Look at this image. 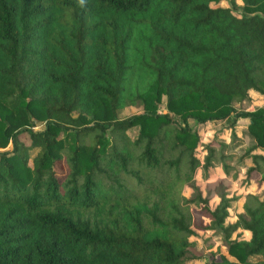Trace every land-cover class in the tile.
Here are the masks:
<instances>
[{
    "label": "trees",
    "instance_id": "1",
    "mask_svg": "<svg viewBox=\"0 0 264 264\" xmlns=\"http://www.w3.org/2000/svg\"><path fill=\"white\" fill-rule=\"evenodd\" d=\"M218 1L0 0V264H187L196 230L206 264H264V196L195 178L205 124L247 118L264 187V105L235 107L264 98V0Z\"/></svg>",
    "mask_w": 264,
    "mask_h": 264
},
{
    "label": "rangeland",
    "instance_id": "2",
    "mask_svg": "<svg viewBox=\"0 0 264 264\" xmlns=\"http://www.w3.org/2000/svg\"><path fill=\"white\" fill-rule=\"evenodd\" d=\"M237 6H240V2L236 3ZM232 7L230 0H219L218 2H212V7ZM233 11L236 14H241L242 10L240 7H233ZM250 103H235V107L237 109H241V110H246L250 107ZM159 107V111L160 112H166L165 109V99L158 105ZM252 107V106H251ZM142 110V107L139 103L132 105V106H127L124 107L122 110H120L119 112V117L123 118L126 116H129L131 114H135L138 113ZM190 124L191 126H193V128L196 127L197 123L194 120H190ZM227 123L225 122H221V123H217L215 126H210L207 125V123L205 124L204 127V132L206 133L203 134L202 136V140L200 142V149H199V159L201 163L205 162L206 157L210 156V149L214 150L211 153V164L210 166H208L209 168L212 169V171H215V174H212L210 176V179L207 180V182H203V187L204 190L208 191V193L210 194V198L212 203L215 201L214 198V188L217 184L219 183H223L225 186H231L232 191L235 193V195H239L243 192H245L246 188L245 186L242 184V180H243V174L240 173V175L237 178H232L230 179L228 176V178H224L223 177V172L221 170L220 167V163H222L223 158L222 156H226L224 155V153L222 152H228V154H232L234 155V157L236 158V160H234L233 163H231L232 166H235L236 168H240V166L243 168L244 172L251 167L252 165V161L250 158H245L243 159V163H241V165L238 164L239 161V157H241L243 154H245L247 148H249L252 144H253V139L251 137H249V139L247 138H242V134L240 136V140L241 142L234 144L231 141V139L229 140L227 138L228 135H224L222 134L223 129H225ZM207 125V126H206ZM35 130H41L43 129V123L42 122H36L35 126H34ZM137 132V127L132 128L128 131V134L133 137ZM208 132V133H207ZM228 134V133H227ZM228 142V143H226ZM214 143V145L212 144ZM221 143H225L227 146H232L230 147H221L218 146L217 144H221ZM212 144V145H211ZM237 145V146H236ZM10 148V147H8ZM232 152V153H230ZM35 151L32 152V155H34ZM228 164V163H227ZM207 167V168H208ZM58 168L61 170L62 167L60 165H58ZM207 168L205 169H201L199 171H197L196 173V181H204V173L207 170ZM251 192H254L256 195H258L259 197H263L264 196V187L262 188H257L256 185H251L249 188ZM239 204H233L231 212H232V217L234 219L235 215L240 211V208L238 207ZM240 206V205H239ZM193 216L194 219L197 220L200 218V213L193 209ZM191 241L193 242V246L191 247V250L196 254V259L187 262V264H206L207 262H209L212 258L211 252H216V250H219L221 253H226L225 250V243L222 240V233L220 231L217 230H196L195 235H193V237L191 238ZM260 256H253L251 258V262L256 261L258 259H260Z\"/></svg>",
    "mask_w": 264,
    "mask_h": 264
},
{
    "label": "crops",
    "instance_id": "3",
    "mask_svg": "<svg viewBox=\"0 0 264 264\" xmlns=\"http://www.w3.org/2000/svg\"><path fill=\"white\" fill-rule=\"evenodd\" d=\"M250 95H251V97H252V100L250 101V102H246V103H250V105L252 106H250L248 109H246V110H252V109H254V108H256V107H258V106H262V105H264V98H262L260 95H258L256 92H254V91H250ZM218 124L219 123H221V122H217ZM217 123H213V122H208L207 123V125H210V126H215ZM226 123V122H225ZM248 123H249V119H247V118H238L237 119V121L235 122V124H234V127H233V133L235 134V138L234 139H232V136H231V130L229 129V130H227V129H223V131H222V134H224V133H226V134H224V135H228L227 136V138L230 140L231 139V141L233 142V145L234 144H237V143H239V142H241V138H240V136H239V134L241 135L242 134V138H248L249 139V135L246 133V130H245V128H246V126L248 125ZM206 125V126H207ZM225 128H226V126H225ZM208 133V132H207ZM228 133V134H227ZM205 134V136H206V133H204ZM249 136V137H248ZM226 143H228V142H226ZM221 144H223L224 146H221V147H223V148H225V147H232V146H227L225 143H221ZM237 146V145H236ZM251 147V146H250ZM248 149V148H247ZM214 151V150H213ZM246 152H247V150H246ZM245 152V153H246ZM210 153H211V151H210ZM222 153H224V155H226V156H222V158H223V160H225V161H223L222 163H220V167H221V170H222V172H223V177H222V179H224V178H230V179H232L233 177L234 178H237L239 175H240V173L241 174H245V172H244V170H243V168L240 166V168H236L235 166H232L231 165V163H233L234 162V160H236V158L234 157V155H233V153L232 152H230V153H232V154H228V152H222ZM253 153H255V152H253ZM213 154V153H212ZM243 156H244V154L241 156V157H239V161H238V164L239 165H241V163H243V159H245V158H250L249 156H245L244 158H243ZM251 159V158H250ZM228 163V164H227ZM212 165V164H211ZM224 165H228L229 167H231L232 169L229 171V172H226V170L224 169ZM210 166V165H209ZM201 169H205V167H200ZM200 168H199V170H200ZM198 170V171H199ZM212 174H215V171H212V169L211 168H207V170L205 171V173H204V181H199V183L200 184H202L203 182H207V180L208 179H210V176L212 175ZM228 176V177H227ZM244 176V175H243ZM251 184H250V186L251 185H255L254 183H253V180H251ZM223 184V183H222ZM203 185V184H202ZM250 188V187H249ZM250 189H246L245 190V192L246 191H249ZM251 192V191H250Z\"/></svg>",
    "mask_w": 264,
    "mask_h": 264
},
{
    "label": "clouds",
    "instance_id": "4",
    "mask_svg": "<svg viewBox=\"0 0 264 264\" xmlns=\"http://www.w3.org/2000/svg\"><path fill=\"white\" fill-rule=\"evenodd\" d=\"M81 3H83V0H81Z\"/></svg>",
    "mask_w": 264,
    "mask_h": 264
}]
</instances>
